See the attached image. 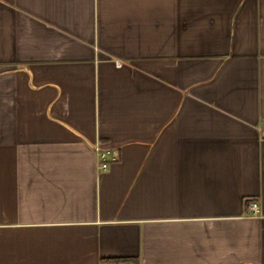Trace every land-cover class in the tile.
Masks as SVG:
<instances>
[{
  "label": "crops",
  "instance_id": "crops-1",
  "mask_svg": "<svg viewBox=\"0 0 264 264\" xmlns=\"http://www.w3.org/2000/svg\"><path fill=\"white\" fill-rule=\"evenodd\" d=\"M0 264H264V0H0Z\"/></svg>",
  "mask_w": 264,
  "mask_h": 264
},
{
  "label": "built area",
  "instance_id": "built-area-1",
  "mask_svg": "<svg viewBox=\"0 0 264 264\" xmlns=\"http://www.w3.org/2000/svg\"><path fill=\"white\" fill-rule=\"evenodd\" d=\"M118 66H121V64H118ZM97 155L98 159L100 162V167L99 169L102 171H106L109 168V161H110V152L107 150H102L101 148L97 149ZM250 211L253 212L254 214L257 213V205L252 204L250 206Z\"/></svg>",
  "mask_w": 264,
  "mask_h": 264
}]
</instances>
